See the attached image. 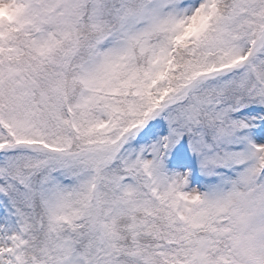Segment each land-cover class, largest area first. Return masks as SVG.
Wrapping results in <instances>:
<instances>
[{
    "label": "snow or ice",
    "instance_id": "snow-or-ice-1",
    "mask_svg": "<svg viewBox=\"0 0 264 264\" xmlns=\"http://www.w3.org/2000/svg\"><path fill=\"white\" fill-rule=\"evenodd\" d=\"M0 264H264V0H0Z\"/></svg>",
    "mask_w": 264,
    "mask_h": 264
}]
</instances>
